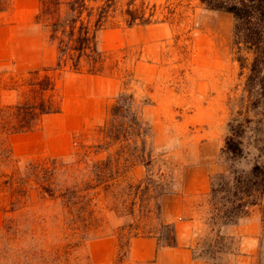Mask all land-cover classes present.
Returning <instances> with one entry per match:
<instances>
[{
	"label": "rangeland",
	"instance_id": "obj_1",
	"mask_svg": "<svg viewBox=\"0 0 264 264\" xmlns=\"http://www.w3.org/2000/svg\"><path fill=\"white\" fill-rule=\"evenodd\" d=\"M128 1L121 0L118 16L100 33L99 48L104 52L106 68L102 73H90L87 69L75 71L69 66L57 68V49L36 21L39 0H12L10 8L0 15V71H7L5 82H9L12 75L23 76L30 68L49 67L63 97L66 93L74 94L80 86L90 94L99 84L116 87L119 91L113 104L121 92L134 93L143 118L153 124L154 135L152 144L149 143L153 148V160L150 164L138 163L129 172L128 181L142 183L141 188L131 189L123 182L114 188V193L122 194L126 202L113 203L109 207L103 205L96 211L98 216L105 218L100 234L120 232L114 235L120 241L115 264H127L129 258L124 252L130 235L161 229L156 220L140 223L129 214L130 199L138 194L148 198L159 196L162 200L167 194L180 192L183 165L190 166L210 158L217 149L218 138L225 145L229 122L237 114L236 99L243 92L241 68L233 51L235 19L231 13L211 9L201 0H149L158 5L160 12L156 18L159 20L129 25L122 13ZM1 99L14 102L17 96L14 91L2 89ZM104 120L76 133L68 154L81 149L84 144L95 143L98 126ZM26 139L23 134L10 138L13 161L0 165V172L18 177L20 173L25 177L31 161L55 157L36 138L31 144H26L30 141ZM221 160L223 171H226L229 162L222 155ZM246 162L243 160L242 165ZM15 184L0 190V231L7 222L19 227V220L41 214L48 217V222L43 225L47 230L42 231V225L38 228L43 240L49 246L60 241L66 243L65 235L52 222L53 216L62 211L59 204L48 196L42 198L34 176L26 183L28 192L25 195L19 194V181ZM99 192L105 198L104 187H100ZM208 193L193 196L192 200L193 211L203 220L196 251L201 253L210 243H216V264H237V259L246 258L240 251V239L227 229L221 233L224 236L221 238L213 229ZM112 206L114 208L110 209ZM248 212L244 219L258 216L262 225L258 251L251 264H263L262 210L256 206ZM3 241L0 240V245ZM89 241L75 252L79 257H73L71 264H94L88 249ZM2 245L11 247V241ZM121 250L124 251L122 254ZM6 261L10 263L11 259Z\"/></svg>",
	"mask_w": 264,
	"mask_h": 264
},
{
	"label": "trees",
	"instance_id": "obj_2",
	"mask_svg": "<svg viewBox=\"0 0 264 264\" xmlns=\"http://www.w3.org/2000/svg\"><path fill=\"white\" fill-rule=\"evenodd\" d=\"M201 1L211 9L233 15V51L243 79V92L236 99L237 114L229 122L221 152L229 162V168L213 176L208 193L211 223L223 238L221 233L239 223L256 206L262 210L264 227V0ZM11 2L0 0V15L10 8ZM120 2L39 0L36 21L43 26L48 41L57 49V68L69 66L75 71L87 69L90 73L105 71L99 36L118 16ZM124 8L122 13L129 25L159 20L156 18L159 7L149 0H129ZM5 73L6 70L0 71L1 166L13 161L10 144L13 134L39 127L46 115L61 112L63 107V96L49 67L30 68L23 72V76L12 75L9 82L4 81ZM2 89L14 91L17 99L3 102ZM97 133L95 143H83L81 149L73 153L31 161L25 177L20 173L18 177L0 172V190L19 181L20 195L28 192L26 183L34 176L42 198L48 196L61 207V213L54 215L52 222L67 240L49 246L39 235L40 225L48 222V217L41 214L19 220V227L7 222L0 231V240L11 241V247L2 245L5 241L1 243L0 264H71L73 257H79L75 252L84 243L94 238L119 235L118 231L99 233L105 218L98 216L96 211L103 205L109 207L113 203L126 202L122 194L114 193V188L123 182H127L131 189L141 188L142 183L128 181L129 172L138 163L152 162L153 148L149 143L152 144L154 135L153 124L143 118L134 93L121 92L111 108L109 119L98 126ZM243 160L247 161L244 166ZM100 187H104L105 198L100 196ZM129 203V214L138 222L147 220L153 223L156 220L161 229L130 235L126 252L121 250V254L124 252L129 256L130 239L137 235H155L161 246L178 244L175 223L165 220L159 196L148 198L136 194ZM46 230L43 226L42 231ZM195 252L197 257L216 264V243H210L201 253L195 248Z\"/></svg>",
	"mask_w": 264,
	"mask_h": 264
},
{
	"label": "crops",
	"instance_id": "obj_3",
	"mask_svg": "<svg viewBox=\"0 0 264 264\" xmlns=\"http://www.w3.org/2000/svg\"><path fill=\"white\" fill-rule=\"evenodd\" d=\"M77 92L63 97L61 112L51 113L44 117L40 126L43 129L15 133L25 135L26 144L33 139L44 144L45 149L53 156L67 155L72 148L76 133L86 130L94 122L106 119L110 113L119 89L99 84L91 93L83 86ZM57 121V122H56ZM11 136V137H12ZM10 137V138H11ZM217 149L210 158L197 161L181 170V191L167 194L162 199L164 217L167 222L176 226L178 244L161 246L155 235H137L130 239V252L127 264H215L214 261L197 257L195 248L201 240L203 220L193 211V196L207 194L212 187L214 175L224 170L221 160L223 142L218 138ZM16 146V145H15ZM193 177L190 179V173ZM230 228V229H229ZM227 230L240 239V251L245 259H237V264H251L256 256L261 238V219L248 216ZM89 253L94 264H115L120 253V241L114 235L91 239L88 243Z\"/></svg>",
	"mask_w": 264,
	"mask_h": 264
}]
</instances>
